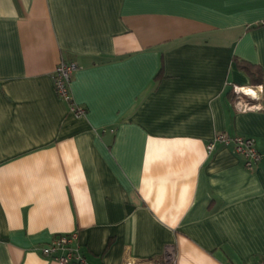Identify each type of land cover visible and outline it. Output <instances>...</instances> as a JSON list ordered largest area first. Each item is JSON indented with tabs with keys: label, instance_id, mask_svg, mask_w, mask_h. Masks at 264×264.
Listing matches in <instances>:
<instances>
[{
	"label": "crops",
	"instance_id": "1",
	"mask_svg": "<svg viewBox=\"0 0 264 264\" xmlns=\"http://www.w3.org/2000/svg\"><path fill=\"white\" fill-rule=\"evenodd\" d=\"M264 0H0V264L77 231L88 264L264 258ZM73 60L75 116L54 86ZM245 64L253 65L251 74ZM217 132L252 136V170Z\"/></svg>",
	"mask_w": 264,
	"mask_h": 264
},
{
	"label": "built area",
	"instance_id": "2",
	"mask_svg": "<svg viewBox=\"0 0 264 264\" xmlns=\"http://www.w3.org/2000/svg\"><path fill=\"white\" fill-rule=\"evenodd\" d=\"M261 25L264 26V20L261 21ZM78 67L75 61L62 58L55 68L53 80L57 94L69 103L70 111L75 116L81 117L86 114V109L75 102L71 92V82ZM233 90L235 94L234 107L238 111L262 108V104L259 102L264 90L262 84L247 88V90L243 86L235 84ZM217 143L232 146L243 157L245 167L250 170L254 169L262 159V153L257 147L256 139L252 136L217 132L209 141L208 150H213ZM78 239L77 231L56 234L50 242L41 247L40 251L45 257L62 264H88ZM176 263V253L173 246H168L163 258L155 262V264ZM126 264H132V262ZM258 264H264V258Z\"/></svg>",
	"mask_w": 264,
	"mask_h": 264
},
{
	"label": "trees",
	"instance_id": "3",
	"mask_svg": "<svg viewBox=\"0 0 264 264\" xmlns=\"http://www.w3.org/2000/svg\"><path fill=\"white\" fill-rule=\"evenodd\" d=\"M245 68L248 70V72H250V73L253 74V75H254V73L256 72V71H254L253 65H251V64H245ZM255 74H256V80H257V82H259V81H260V78H259L260 76L257 75L258 72H256ZM234 98H235V97H234Z\"/></svg>",
	"mask_w": 264,
	"mask_h": 264
},
{
	"label": "bare ground",
	"instance_id": "4",
	"mask_svg": "<svg viewBox=\"0 0 264 264\" xmlns=\"http://www.w3.org/2000/svg\"><path fill=\"white\" fill-rule=\"evenodd\" d=\"M245 90H247V89H245Z\"/></svg>",
	"mask_w": 264,
	"mask_h": 264
}]
</instances>
